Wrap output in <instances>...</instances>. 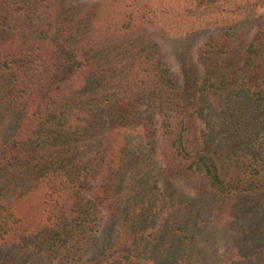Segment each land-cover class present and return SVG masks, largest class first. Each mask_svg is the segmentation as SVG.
I'll list each match as a JSON object with an SVG mask.
<instances>
[{"label":"trees","instance_id":"trees-1","mask_svg":"<svg viewBox=\"0 0 264 264\" xmlns=\"http://www.w3.org/2000/svg\"><path fill=\"white\" fill-rule=\"evenodd\" d=\"M185 2L0 0V264H264V0Z\"/></svg>","mask_w":264,"mask_h":264},{"label":"rangeland","instance_id":"rangeland-1","mask_svg":"<svg viewBox=\"0 0 264 264\" xmlns=\"http://www.w3.org/2000/svg\"><path fill=\"white\" fill-rule=\"evenodd\" d=\"M188 7V3L185 0H140V9L142 11H149L151 16L156 19L157 23L164 27L169 33L176 34V32H182L187 29H218L227 20H231L227 17L225 20L220 18V15L207 18L204 21L198 20V17H184L181 15L182 9ZM172 11L167 13V11ZM180 11L179 14L176 12ZM202 42V37L197 40L195 46ZM170 68L175 74H179V67L174 56L169 53L167 57Z\"/></svg>","mask_w":264,"mask_h":264}]
</instances>
